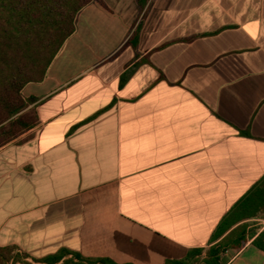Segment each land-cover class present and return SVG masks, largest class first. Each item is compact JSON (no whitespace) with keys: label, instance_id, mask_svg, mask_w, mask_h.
Masks as SVG:
<instances>
[{"label":"crops","instance_id":"crops-1","mask_svg":"<svg viewBox=\"0 0 264 264\" xmlns=\"http://www.w3.org/2000/svg\"><path fill=\"white\" fill-rule=\"evenodd\" d=\"M22 93L39 125L0 149V264H209L264 178V0H94ZM247 223L219 264H264Z\"/></svg>","mask_w":264,"mask_h":264},{"label":"trees","instance_id":"trees-1","mask_svg":"<svg viewBox=\"0 0 264 264\" xmlns=\"http://www.w3.org/2000/svg\"><path fill=\"white\" fill-rule=\"evenodd\" d=\"M94 0H0V149L32 138L39 120L37 99L23 96L24 87L41 82L52 62L74 34L79 12ZM33 107L31 117L29 112ZM30 110V109H29ZM264 220V178L227 215L217 238L234 228L209 251V264H219L220 254L246 242L247 221ZM253 244L264 251V230ZM13 249H0V261L9 260ZM196 255L202 251L196 250ZM62 251L52 258L59 262ZM193 254L184 262L188 264ZM62 264H115L107 259L87 260L78 254ZM174 264V263H167Z\"/></svg>","mask_w":264,"mask_h":264},{"label":"rangeland","instance_id":"rangeland-1","mask_svg":"<svg viewBox=\"0 0 264 264\" xmlns=\"http://www.w3.org/2000/svg\"><path fill=\"white\" fill-rule=\"evenodd\" d=\"M30 109V110H29ZM33 110V107L32 106H30L28 109H26L25 111H24V113H27V112H29V114H30V117H31V111ZM32 116H33V114H32ZM37 128H35V130H36ZM35 130H34V132H35ZM34 132H33V134L32 135H34Z\"/></svg>","mask_w":264,"mask_h":264},{"label":"snow or ice","instance_id":"snow-or-ice-1","mask_svg":"<svg viewBox=\"0 0 264 264\" xmlns=\"http://www.w3.org/2000/svg\"><path fill=\"white\" fill-rule=\"evenodd\" d=\"M230 103H232V101H230L227 97L224 100V104L227 107Z\"/></svg>","mask_w":264,"mask_h":264}]
</instances>
